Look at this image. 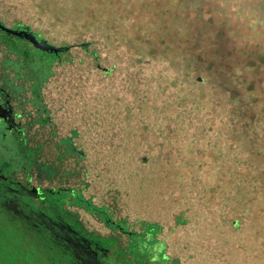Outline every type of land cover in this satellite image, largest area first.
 I'll return each instance as SVG.
<instances>
[{
    "label": "rangeland",
    "instance_id": "1",
    "mask_svg": "<svg viewBox=\"0 0 264 264\" xmlns=\"http://www.w3.org/2000/svg\"><path fill=\"white\" fill-rule=\"evenodd\" d=\"M39 1L0 0V18L8 25L21 20L34 30L39 29L50 42L56 45L67 42L71 46L54 63L53 74L42 87L44 100L56 123L52 139L45 144L43 127L32 128L29 135L42 143L35 142L38 148L30 153L38 152L43 158L47 152L54 157L58 151L54 141L72 136L84 154L67 155L61 168L68 175L71 169H76L75 164L82 169L84 195L91 196L97 204L110 202L116 215L128 216L130 220L153 219L151 215L155 213L151 211L149 194L135 193L128 186L125 192L122 189L126 180L130 181L129 172L139 174L142 179L164 159L179 153L177 144L168 146L171 154L162 150L170 123L161 111L168 93L172 100L178 97L175 92L178 81L167 77L159 61L131 55L126 46L115 47L101 35L87 36L85 40L93 43L80 45L69 24L53 23L49 17L52 13L46 8L43 12L37 10L35 4ZM52 2L69 12L75 0ZM170 3L179 5L191 26L203 24L211 33L223 29L222 36L235 53L250 44H264V0H170ZM5 37L0 32V39ZM30 49L41 56L42 51ZM6 57L11 61L15 55L0 53V62ZM59 153L55 161L60 165L65 157L63 152ZM68 178V183L76 184L81 177ZM134 195L142 200L140 204L133 200ZM193 197L189 186L187 193L175 192L164 210L166 217L159 218L163 227L160 235L168 236L166 252L178 256V264H264L260 242L264 236L263 219L248 227L246 233L241 223L234 227L238 217L235 212L231 215L222 210L227 202L205 208L206 216L201 217V209L209 203L193 201ZM184 207L186 222L176 224L175 216ZM83 216L88 217L84 212ZM253 219L256 218L251 217L250 221Z\"/></svg>",
    "mask_w": 264,
    "mask_h": 264
},
{
    "label": "trees",
    "instance_id": "2",
    "mask_svg": "<svg viewBox=\"0 0 264 264\" xmlns=\"http://www.w3.org/2000/svg\"><path fill=\"white\" fill-rule=\"evenodd\" d=\"M35 7L52 13L53 23L69 24L80 45L93 43L85 40L87 36L101 35L115 47L126 46L131 55L159 61L167 77L178 81V97L172 100L168 93L161 111L170 123L162 150L168 153V146L177 144L179 153L164 159L142 179L129 172L130 181L122 189L125 192L128 186L135 193L149 194L155 213L153 219H145L149 229L161 231L159 218L166 217V205L175 192L187 193L188 186L193 189V201L209 203L201 209V217L206 216L205 208L227 202L222 210L235 212L234 227L241 223L246 233L248 227L264 220V44H250L235 53L223 38V29L211 33L203 24L191 26L179 5L170 0H75L69 12L52 0H40ZM35 31L44 36L39 29ZM65 52L35 55L31 61L37 86L50 78L54 63ZM64 145L67 153L83 156L71 137ZM133 200L142 201L135 195ZM251 217L256 219L250 221ZM179 222L186 220L179 218ZM260 242L264 251V236ZM130 248L139 264L141 250ZM122 258L123 264H136L126 254Z\"/></svg>",
    "mask_w": 264,
    "mask_h": 264
},
{
    "label": "flooded vegetation",
    "instance_id": "3",
    "mask_svg": "<svg viewBox=\"0 0 264 264\" xmlns=\"http://www.w3.org/2000/svg\"><path fill=\"white\" fill-rule=\"evenodd\" d=\"M0 23L10 26L1 18ZM26 25L19 20L10 27ZM5 35L11 41L0 39V53L15 57L0 62V264H123L124 254L137 264L130 247L141 250L139 264H178V256L166 252L163 227L155 233L145 219L116 215L110 202L97 204L84 195L82 169L75 164L70 175L62 170L67 155H82L65 151L67 137L76 145L72 136L54 141V157L30 153L42 143L29 135L32 128L43 127L45 144L54 133L56 123L42 94L49 78L36 85L30 48L42 50L25 38ZM59 152L65 157L60 165L55 161ZM68 176L81 177L80 183H68ZM185 214L177 213L176 224Z\"/></svg>",
    "mask_w": 264,
    "mask_h": 264
},
{
    "label": "water",
    "instance_id": "4",
    "mask_svg": "<svg viewBox=\"0 0 264 264\" xmlns=\"http://www.w3.org/2000/svg\"><path fill=\"white\" fill-rule=\"evenodd\" d=\"M0 30L7 34L10 37H20L27 39L35 48L42 51H49L54 53H59L61 51H67L71 46L70 45H56L50 42L45 37H38L37 34L30 28L29 25L24 26L23 28H15L4 25L0 23ZM89 42H81V45H87ZM107 70L108 68H104Z\"/></svg>",
    "mask_w": 264,
    "mask_h": 264
}]
</instances>
